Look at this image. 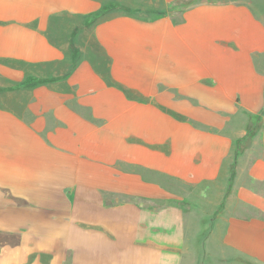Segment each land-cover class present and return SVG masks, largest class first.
Listing matches in <instances>:
<instances>
[{
  "label": "crops",
  "instance_id": "crops-1",
  "mask_svg": "<svg viewBox=\"0 0 264 264\" xmlns=\"http://www.w3.org/2000/svg\"><path fill=\"white\" fill-rule=\"evenodd\" d=\"M135 9L0 0V264H191L205 208L264 264L263 20Z\"/></svg>",
  "mask_w": 264,
  "mask_h": 264
},
{
  "label": "rangeland",
  "instance_id": "rangeland-1",
  "mask_svg": "<svg viewBox=\"0 0 264 264\" xmlns=\"http://www.w3.org/2000/svg\"><path fill=\"white\" fill-rule=\"evenodd\" d=\"M134 3V6H140L144 10L135 9L134 13L143 15L145 17H154L158 13L165 12V10H170L174 12L176 19H181L182 12L185 8H189L201 3H225V2H236V3H246L254 11V13L260 17L264 22V0H176L165 3L164 0H129ZM117 6V5H116ZM119 6V5H118ZM255 127V128H253ZM258 120H253L251 123V128L253 131L245 140L247 148L253 147L254 138L258 135L259 129ZM256 151V150H255ZM232 194V193H231ZM230 202L232 203L231 209L233 211L239 209L238 201L235 197H230ZM185 209L186 212L192 210V206L186 201H178ZM248 215H252L248 213ZM192 217V215H189ZM218 216L217 213H213L210 210H199V214L193 215L195 218L196 226L200 229L199 236L194 240L196 250L198 252L199 261H193L191 264H229L223 262L222 254V237L224 235L223 228L221 226H214L215 218ZM222 224V222H220ZM212 231V234H211ZM211 234V235H210ZM230 264H239L238 262H232ZM240 264H259L257 262H252L247 260L246 263Z\"/></svg>",
  "mask_w": 264,
  "mask_h": 264
}]
</instances>
